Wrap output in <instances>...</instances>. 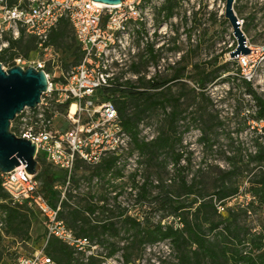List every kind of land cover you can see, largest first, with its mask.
Masks as SVG:
<instances>
[{"label": "trees", "instance_id": "16d2710c", "mask_svg": "<svg viewBox=\"0 0 264 264\" xmlns=\"http://www.w3.org/2000/svg\"><path fill=\"white\" fill-rule=\"evenodd\" d=\"M174 8L173 0H165L159 14L165 11V19L169 20L174 16ZM36 41L34 36L22 32L19 39L9 40V48L0 53V61H9L17 55L31 57L36 54ZM49 44L57 51L59 48L71 51L73 61H60L63 68L81 62L82 52L68 19L60 20L50 35ZM148 50L151 57L156 58L152 44ZM227 65L216 67L213 74L210 73L211 77L203 73L198 80L202 91L199 95H193L194 100L200 99V103L210 100L209 95H205L208 83L220 78L221 71L225 72ZM132 68L135 72L140 71L137 64H133ZM184 70L185 67L177 69L169 78L151 77L146 80L141 77L138 83L128 80L100 90L101 98L112 101L117 107L122 126L131 141L127 151L109 155L98 165L77 160L70 176L68 201H63L60 216L76 238L90 239L103 251L90 255L85 261L75 255L73 247L59 238H47L45 227L44 250L57 264H103L119 252H122L124 264H128L135 251L166 242L175 254L174 264H264V221L261 231L246 228L227 205L240 194L241 165L236 162L231 165V162L228 169L218 167L219 171L214 177L210 165L192 171L191 157L176 148V143L182 142L177 129L180 121L186 118L181 100L188 95H172L170 83L186 78L183 77ZM165 86L168 87L167 95L162 91ZM247 90L253 94L251 96L258 107L256 114L250 118L264 120V98L249 83ZM130 102L135 105L133 112H130ZM167 106H171L168 112ZM159 108L165 114L156 134L151 139L142 138L141 122L147 113ZM200 111L201 123L206 124L201 131L204 139H208L207 127L210 122L205 118V111ZM14 124L11 129L18 134ZM135 153L138 154L136 166L127 175L126 163L122 161L126 154L131 156ZM37 160L41 165L35 177L39 182L38 192L55 207L62 193L58 187L64 186L67 172L49 162L45 154L39 153ZM249 160L262 163L264 147L251 154ZM126 177L128 183L125 182ZM95 178L98 181L93 185ZM208 179L213 180L212 187L207 186ZM81 181L88 183L86 191L80 190ZM252 183L253 196L264 205L263 170L256 173ZM127 184L130 185L129 194L134 198L132 207L123 205L120 200ZM109 189L115 190L112 191L115 192L114 196L110 197ZM8 197L2 187L0 172V209L6 215L5 226L0 230V264L4 263L6 256L7 239H19L29 244L33 222L39 217L44 223L36 209L25 204L16 206L4 202ZM223 210L229 214L228 217L224 216ZM111 238L115 240L111 241Z\"/></svg>", "mask_w": 264, "mask_h": 264}, {"label": "built area", "instance_id": "2783aa9c", "mask_svg": "<svg viewBox=\"0 0 264 264\" xmlns=\"http://www.w3.org/2000/svg\"><path fill=\"white\" fill-rule=\"evenodd\" d=\"M257 3L262 40L253 42V36L242 28L244 19H239L245 46L250 52L231 57L237 40L228 50L229 60L235 63L229 74L253 101L251 109L246 111L250 117L256 114L258 107L247 84L258 95H264V0ZM161 7H157L154 0H122L113 6L94 0H0V53L9 48L10 39H19L22 32L37 39V57L17 55L9 61H0L3 68L33 65L44 70L49 80L40 104L35 109L26 108L13 121L16 134L32 140L37 145V155L45 154L49 162L67 172L64 186L58 187L61 197L53 207L38 192L36 175L29 174L25 165H20L2 174V187L9 195L4 202L36 209L44 219L47 238H59L85 261L96 254L98 245L87 238H76L60 216L63 201H68L70 176L77 160L98 165L103 158L129 149L131 138L122 126L117 107L110 100L98 98V94L105 87L129 80L130 68L141 48L146 47L147 55L150 54L148 46L153 45L157 31L153 15L155 9L159 11ZM161 15L164 19L165 11ZM62 19L71 22L82 52L81 62L67 69H63L58 51L49 44L52 31ZM166 26L164 21L158 28L160 38L164 37ZM58 117L62 118L60 123L56 122ZM249 120L255 123V119ZM257 121L264 122L263 119ZM97 181L95 178L93 185ZM5 216L0 209V230L5 226ZM13 264L57 263L43 247L32 254L20 255Z\"/></svg>", "mask_w": 264, "mask_h": 264}, {"label": "rangeland", "instance_id": "374dc122", "mask_svg": "<svg viewBox=\"0 0 264 264\" xmlns=\"http://www.w3.org/2000/svg\"><path fill=\"white\" fill-rule=\"evenodd\" d=\"M175 2L174 16L162 19L158 9L154 11V22L157 31L154 33L153 45L155 47L156 58L147 55L146 47L139 51L134 64L139 65L140 71L135 72L130 68L129 80L138 83V79L145 77H172L177 69L185 67L183 79L174 80L170 83L172 95H188L182 98L183 116L186 118L180 121L178 135L182 137V142L176 143V148L185 155L191 157V169L197 170L199 167L208 165L213 168L215 177L220 168H229L233 162L241 165L239 178L241 179L240 194L231 199L227 204L232 208L234 215H238L239 223L253 231H261L264 221V205L258 202L252 193V181L255 180L256 173L264 171V161L262 163L250 161L249 156L255 154L257 150L264 147V122L260 123L255 119V123H249L250 116L247 109L252 107V99L245 95V90L239 82L233 81L230 71L235 67V63L229 60L228 49L235 42L233 30L230 22L224 16L225 0H173ZM258 0H235L234 10L239 19H244L243 30L253 36V42H260L263 35H259L257 15ZM157 7L163 5L165 0H154ZM166 21L167 26L163 38H160L158 28ZM60 61L71 63L73 56L71 51L59 48ZM32 57H37L32 54ZM227 65V70L221 71V77L208 83L205 95H209L210 100L200 103V99H193V95H199L202 91L198 86V80L206 73L213 74L216 67ZM197 66V67H196ZM65 69V68H63ZM213 76V75H212ZM211 77V75H210ZM195 89V91H193ZM168 94V87L162 90ZM98 98L101 99L100 94ZM262 97L264 95H261ZM134 103L130 102V112L134 110ZM205 111V118L209 120L207 127L208 139H204L201 128L206 124L201 123L199 118L200 110ZM171 106H167L166 111H170ZM165 111L162 108L147 113L139 128L140 136L151 139L160 126L161 119ZM61 117L56 118L60 123ZM138 154L124 156L122 163H126V174L133 171L136 166ZM128 183V177L125 178ZM208 187H212L213 180H207ZM86 181H81L80 190L86 191ZM115 190L109 189L110 197L114 196ZM130 185H126V192L120 198L123 205L134 206V198L130 196ZM113 204V201L110 202ZM222 213L228 217V213ZM232 215V214H231ZM233 215V216H234ZM32 240L29 244H24L20 240L9 238L6 240V256L3 264H13L15 260L24 254H32L37 249L45 246V226L38 217L31 227ZM114 238H111L112 241ZM115 240V239H114ZM118 240V239H116ZM122 245V242H121ZM101 246L95 250L101 253ZM175 254L171 251L169 244L161 243L149 246L145 250L132 255L128 264H174ZM103 264H124L122 252L114 257L108 258Z\"/></svg>", "mask_w": 264, "mask_h": 264}, {"label": "water", "instance_id": "95a60500", "mask_svg": "<svg viewBox=\"0 0 264 264\" xmlns=\"http://www.w3.org/2000/svg\"><path fill=\"white\" fill-rule=\"evenodd\" d=\"M43 1V0H37ZM113 6L122 0H94ZM235 0H225L224 17L232 26L237 47L230 52L231 57L250 52L245 46V38L239 18L234 10ZM255 52V50H254ZM49 80L42 69L30 65L23 68L14 65L4 69L0 63V172L7 174L16 167L25 165L29 174L37 175L41 165L37 160V145L32 140L18 136L12 131V123L26 109H35L48 89Z\"/></svg>", "mask_w": 264, "mask_h": 264}, {"label": "bare ground", "instance_id": "6f19581e", "mask_svg": "<svg viewBox=\"0 0 264 264\" xmlns=\"http://www.w3.org/2000/svg\"><path fill=\"white\" fill-rule=\"evenodd\" d=\"M75 110V105L72 107V111H74Z\"/></svg>", "mask_w": 264, "mask_h": 264}]
</instances>
